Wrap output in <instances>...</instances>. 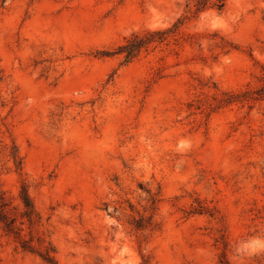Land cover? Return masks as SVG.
<instances>
[{
    "label": "rangeland",
    "instance_id": "obj_1",
    "mask_svg": "<svg viewBox=\"0 0 264 264\" xmlns=\"http://www.w3.org/2000/svg\"><path fill=\"white\" fill-rule=\"evenodd\" d=\"M195 4L0 0V264H264V0Z\"/></svg>",
    "mask_w": 264,
    "mask_h": 264
},
{
    "label": "trees",
    "instance_id": "obj_2",
    "mask_svg": "<svg viewBox=\"0 0 264 264\" xmlns=\"http://www.w3.org/2000/svg\"><path fill=\"white\" fill-rule=\"evenodd\" d=\"M227 1L228 0H215V2L212 3L210 0H196V12L202 13L209 8L217 9L221 12L225 8ZM182 24L183 21L179 20L173 26V29L148 32L144 37L135 35L120 49V51L126 53V60L130 61L134 59L142 49L147 48L151 44L163 42L166 35L170 33L171 30L178 29ZM260 97L263 98L264 94L260 95ZM21 198L26 207V211L21 215V218H26L32 225L36 222L37 214L25 187L22 188ZM7 207L8 204L5 202L4 195L0 194V223L3 225V229L8 235H14L16 238H20L22 229L21 226H17L18 218L16 216H11ZM20 224L23 225V222Z\"/></svg>",
    "mask_w": 264,
    "mask_h": 264
}]
</instances>
